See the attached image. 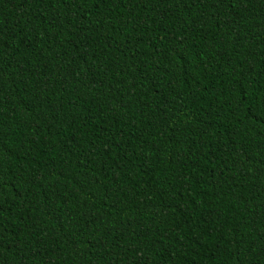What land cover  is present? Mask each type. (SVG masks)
Wrapping results in <instances>:
<instances>
[{
	"label": "trees",
	"instance_id": "1",
	"mask_svg": "<svg viewBox=\"0 0 264 264\" xmlns=\"http://www.w3.org/2000/svg\"><path fill=\"white\" fill-rule=\"evenodd\" d=\"M0 264H264V0H0Z\"/></svg>",
	"mask_w": 264,
	"mask_h": 264
}]
</instances>
